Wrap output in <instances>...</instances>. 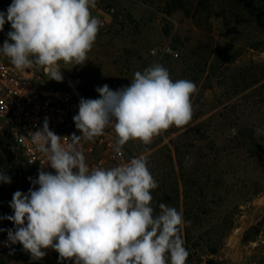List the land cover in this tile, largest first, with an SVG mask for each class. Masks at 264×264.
Returning <instances> with one entry per match:
<instances>
[{
  "label": "clouds",
  "instance_id": "obj_1",
  "mask_svg": "<svg viewBox=\"0 0 264 264\" xmlns=\"http://www.w3.org/2000/svg\"><path fill=\"white\" fill-rule=\"evenodd\" d=\"M95 7L96 0H12L0 12V31L5 23L12 29L0 56L18 70L39 66L48 79L63 81L61 61L74 66L87 61L101 27L91 14ZM96 91L99 98L82 97L73 117L81 135L61 137L49 129L47 118L42 129L30 133L46 157L43 165L54 172L39 170L38 178H28L32 187L27 193L13 194V214L0 217L14 225L0 228L7 232L4 246L20 244L34 260L53 249L60 264H186L189 252L180 233L190 221L164 203L158 212L152 207L151 191L158 183L147 160L132 157L111 168H90L81 141L94 142L113 127L117 157L130 140L150 144L171 126L190 122L196 84L173 81L167 68L153 63L134 73L128 86L112 90L105 84ZM0 183H11L3 171Z\"/></svg>",
  "mask_w": 264,
  "mask_h": 264
},
{
  "label": "rangeland",
  "instance_id": "obj_2",
  "mask_svg": "<svg viewBox=\"0 0 264 264\" xmlns=\"http://www.w3.org/2000/svg\"><path fill=\"white\" fill-rule=\"evenodd\" d=\"M11 3L0 0V10L6 12ZM91 14L104 20L105 27L99 29L86 63H59L63 77L83 93L99 98L98 86H128L134 73L153 63L167 68L173 81L186 79L197 87L190 122L171 126L151 146L133 140L129 157L157 160L162 147L172 149L175 138L190 129L191 135L204 134L207 151L225 142L229 152L233 146L228 141L238 132L249 145L260 147L257 160L251 155L244 168L229 169L236 175L228 180V188L238 193L226 199L222 215L233 216V229L223 237L204 235L216 242L199 241L190 247L186 264H264V0H98ZM213 136L219 138L217 145L210 143ZM19 164L0 130V171L11 178L10 184L0 183L7 215L13 214V194L30 188L22 189ZM253 185L260 193L251 197L246 190ZM44 251L49 256V249ZM52 255L59 257L53 249ZM23 257L31 255L21 245L12 258Z\"/></svg>",
  "mask_w": 264,
  "mask_h": 264
},
{
  "label": "built area",
  "instance_id": "obj_3",
  "mask_svg": "<svg viewBox=\"0 0 264 264\" xmlns=\"http://www.w3.org/2000/svg\"><path fill=\"white\" fill-rule=\"evenodd\" d=\"M98 0H96V5ZM113 11V10H112ZM0 12H4L1 11ZM101 21L100 29L105 27ZM11 31L8 23H5L3 31H0V47ZM64 78V77H63ZM96 99L83 93L75 83L64 78L59 83L50 80L36 67L18 70L8 58L0 56V130L20 158L19 179L26 178L29 187H32L29 177L38 178L39 170L54 172L50 166L43 165L46 157L32 144L30 133L42 129L45 118L48 120L49 129L61 137H70L73 133L81 135L76 129L73 117L78 114L79 101L81 98ZM163 131L153 137L147 146L154 145L162 138ZM117 137L113 127H108L104 135L95 138V141H81V147L86 157V163L90 168L103 167L111 168L118 163L127 162L129 157L130 140L123 146V156L117 157L113 151ZM69 141L65 138L62 143L67 145ZM143 144V143H142ZM145 145V144H144ZM7 216L0 199V217ZM0 228L14 229L11 221L0 219ZM7 240V232H0V264H60L59 257L52 255L49 249V256L40 260L30 258L13 259L12 256L20 248V244L4 246ZM63 264H73V262ZM244 264H255L248 262Z\"/></svg>",
  "mask_w": 264,
  "mask_h": 264
},
{
  "label": "trees",
  "instance_id": "obj_4",
  "mask_svg": "<svg viewBox=\"0 0 264 264\" xmlns=\"http://www.w3.org/2000/svg\"><path fill=\"white\" fill-rule=\"evenodd\" d=\"M202 124H197L196 129L200 130ZM191 130L177 136L172 143V149L168 146L162 147L157 160H147V166L158 183V188L151 191L152 207L158 212V205L164 203L180 212L186 222L190 221V224L186 223L181 228V233L184 232V246L188 252L199 241H215L214 237L205 239L204 235L218 234L223 237L233 229V216L222 215L227 209L226 199L229 195L238 193L232 187L228 188V180H233L236 175L230 170L236 165L244 168L251 155L257 160V147L260 148L254 144L249 145L247 139L238 132L228 141L233 146L229 152L225 142L215 151H207L205 146L209 142L204 134L197 131L196 135H191ZM218 140V137L213 136L210 143L217 145ZM186 157L190 159L186 160ZM130 159L131 157L127 161ZM153 161L157 164H153ZM21 186L23 190L29 187L26 178ZM258 193L260 190L254 185L248 186L246 190V194L251 197Z\"/></svg>",
  "mask_w": 264,
  "mask_h": 264
}]
</instances>
